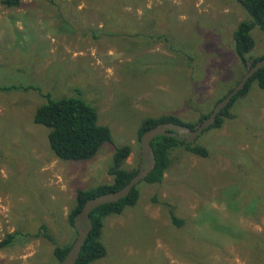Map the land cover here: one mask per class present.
I'll use <instances>...</instances> for the list:
<instances>
[{"label": "rangeland", "instance_id": "rangeland-1", "mask_svg": "<svg viewBox=\"0 0 264 264\" xmlns=\"http://www.w3.org/2000/svg\"><path fill=\"white\" fill-rule=\"evenodd\" d=\"M139 6H128L126 15L141 23L155 19L168 41L98 36L111 32L101 0H21L18 8L0 0V86L38 88L0 89V240L16 234L0 247V264H56L54 244L76 238L67 222L76 190L112 182L114 146L129 145L122 167L139 168L137 131L145 117L196 123L245 72L232 33L250 16L236 0H142ZM251 36L250 55L264 53V31L255 27ZM46 93L94 107L111 142L88 160L56 157L49 129L33 121ZM230 112L233 118L195 140L206 157L173 150L160 183L140 182L137 203L104 218L107 253L92 264L253 263L249 244L223 232L230 227L264 237V90L253 81ZM254 200L255 213L245 212ZM164 203L183 221L179 227ZM42 224L53 242L43 237Z\"/></svg>", "mask_w": 264, "mask_h": 264}, {"label": "trees", "instance_id": "trees-1", "mask_svg": "<svg viewBox=\"0 0 264 264\" xmlns=\"http://www.w3.org/2000/svg\"><path fill=\"white\" fill-rule=\"evenodd\" d=\"M101 1L109 10L110 19L105 25H107V28H109L111 32L100 33L98 36H104L113 41L133 38L138 39L140 42L145 40L148 44L157 42L158 40L164 42L168 41V37L159 29L162 27H157L159 23H157L155 19L148 18L146 23H141L137 18L126 15L125 10L128 6H131L133 9L142 7L139 6L142 0ZM236 2L250 16L249 20L240 21L232 33L234 52L240 59L243 68L246 70L253 66L256 61L264 58V53L257 56L250 55L254 44L251 30L257 27L264 31V0H236ZM1 4L7 8H18L21 5V0H1ZM98 36L93 35L94 38ZM171 50L177 52L174 48H171ZM253 81L264 90V67L254 73L246 82L245 86L231 98L229 104L216 116L214 124L207 127L204 131L211 128H219L222 126L225 118H233L230 108L238 97L244 96L249 91L250 84ZM31 88L38 90V88L32 86H0V89L3 91H11L14 89L28 90ZM232 88L233 87L221 96L220 99ZM45 97L47 101L36 108L33 114V121L49 129L47 133L48 145L56 157L62 160L72 161L88 160L92 158L105 143L111 142V131L109 127L97 122L96 110L83 99L80 97L53 98L50 93H46ZM220 99H218L216 103ZM212 109L213 108L208 112L201 113L196 123H184L173 115L145 117L138 127L137 141L140 142V136L144 131L162 122L184 124L194 129L200 124L203 118L211 113ZM151 146L153 148L155 164L151 171L140 181L150 184H157L162 181L164 172L170 164L173 150L182 148L197 156L206 157L208 155V150L204 146L195 143V141L193 143L186 142L174 135L156 136L152 139ZM130 152L131 147L127 144L114 146L112 163L107 169L108 174L112 177L111 183L99 184L92 188L76 190L74 205L70 209L67 218V222L72 228H74V216L78 213L87 199L120 189L138 172L140 167L131 170L122 167ZM138 184L130 190L126 197L116 202L102 204L90 212L89 216L92 227L82 245L75 264H92L94 261L106 255V247L101 241L103 220L106 216L120 214L125 207H131L137 203L139 198ZM255 201L256 200L248 203L249 205L245 208V212L255 213L254 210L257 209ZM260 203L263 205L262 202ZM164 204L168 206V214L171 223L179 227L183 221L175 215L172 205L168 203ZM226 228L227 226L219 229L223 232ZM228 229L230 231H225L223 233L249 244L251 249L250 257L253 259L252 264H264V237L253 232L234 230L230 227H228ZM40 232L43 237L53 242L51 236L46 232L44 224L41 225ZM39 234L38 232L36 236ZM15 235V233L6 234V236L0 240V247L10 244ZM71 245L72 242L62 246L54 244L52 255L56 264L64 258Z\"/></svg>", "mask_w": 264, "mask_h": 264}, {"label": "water", "instance_id": "water-1", "mask_svg": "<svg viewBox=\"0 0 264 264\" xmlns=\"http://www.w3.org/2000/svg\"><path fill=\"white\" fill-rule=\"evenodd\" d=\"M264 67V58L255 62L253 66L246 69L240 80L233 86V88L220 99L213 107L211 113L202 119L200 124L194 129L189 128L184 124L174 122H162L148 130L144 131L140 136V151L141 163L138 172L120 189L111 192L99 194L87 199L81 209L73 218V225L76 230V238L67 251L64 258L58 264H75L81 251L82 245L92 227L90 212L96 207L110 202H116L126 197L130 190L138 184L151 171L155 164V158L151 141L154 137L159 135H174L184 137L186 142L193 143L202 132L214 124L216 116L225 108L231 98L237 94L246 84V82L254 75L256 71Z\"/></svg>", "mask_w": 264, "mask_h": 264}, {"label": "flooded vegetation", "instance_id": "flooded-vegetation-1", "mask_svg": "<svg viewBox=\"0 0 264 264\" xmlns=\"http://www.w3.org/2000/svg\"><path fill=\"white\" fill-rule=\"evenodd\" d=\"M179 138H181L182 140H185V138L184 137H181V136H179V135H177ZM186 141V140H185Z\"/></svg>", "mask_w": 264, "mask_h": 264}]
</instances>
